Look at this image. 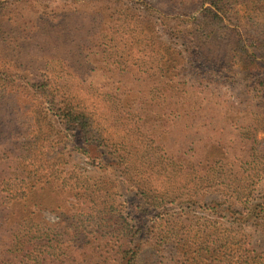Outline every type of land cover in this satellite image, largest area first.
Listing matches in <instances>:
<instances>
[{"label": "trees", "instance_id": "obj_1", "mask_svg": "<svg viewBox=\"0 0 264 264\" xmlns=\"http://www.w3.org/2000/svg\"><path fill=\"white\" fill-rule=\"evenodd\" d=\"M161 1L0 0V264H264V0Z\"/></svg>", "mask_w": 264, "mask_h": 264}, {"label": "rangeland", "instance_id": "obj_2", "mask_svg": "<svg viewBox=\"0 0 264 264\" xmlns=\"http://www.w3.org/2000/svg\"><path fill=\"white\" fill-rule=\"evenodd\" d=\"M133 1V0H132ZM135 2V7L142 12V14L145 15H150V12L148 9L154 8L156 10L160 11V15L162 14H167L169 17L173 18L172 15V9L169 8L168 4L161 0H134ZM170 25H160V31L165 34L166 31H168L172 26H175V22H169ZM28 28L29 30L34 29V25L28 23ZM13 44L9 43V46H7V55H12V50H13ZM215 89L219 94L222 96H225L229 100L235 102V103H240L242 101H248L252 100L253 96L248 90L245 88V81L241 78L237 83H214ZM262 138H264V134L261 135ZM134 155V154H133ZM137 159V155L132 157V160L135 161ZM75 167L78 168L81 172H84L86 170L90 171L87 173L89 176H94L95 177V172L94 168L89 166L87 164V160L81 157L80 155L75 156ZM47 219L50 222H54L57 218L55 215L47 214ZM252 244L255 248L259 250H264V233L261 232H254L253 233V238H252ZM147 254V253H146ZM76 255L80 256L78 252H76ZM145 256V255H144ZM155 259L159 258V255L156 253ZM145 258V257H144ZM150 259H147L149 261Z\"/></svg>", "mask_w": 264, "mask_h": 264}]
</instances>
